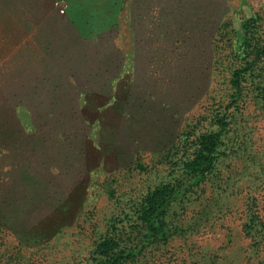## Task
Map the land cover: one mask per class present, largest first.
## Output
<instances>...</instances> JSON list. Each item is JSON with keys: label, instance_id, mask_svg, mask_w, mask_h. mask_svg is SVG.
Listing matches in <instances>:
<instances>
[{"label": "rangeland", "instance_id": "rangeland-1", "mask_svg": "<svg viewBox=\"0 0 264 264\" xmlns=\"http://www.w3.org/2000/svg\"><path fill=\"white\" fill-rule=\"evenodd\" d=\"M253 13L264 28V0H0V264H86L177 175L181 134L229 102ZM232 112L216 170L172 207L180 229L137 264L264 261L247 225L264 220V103Z\"/></svg>", "mask_w": 264, "mask_h": 264}, {"label": "trees", "instance_id": "trees-1", "mask_svg": "<svg viewBox=\"0 0 264 264\" xmlns=\"http://www.w3.org/2000/svg\"><path fill=\"white\" fill-rule=\"evenodd\" d=\"M261 22L262 16L253 13L246 18L244 25L233 27L239 37L237 49H234V39L229 44L234 50L229 70V102L211 114L214 127L199 132L184 131L181 134V144L173 147V153L181 152L180 160H172L179 173L171 180L150 187L135 203L134 215L124 226L113 222L95 242L86 264H137L148 247L166 244L178 232L180 228L175 226L170 215L172 207L189 188L201 185L216 170L224 137L231 128L232 108H237L248 92L264 103V28ZM226 25L222 23L219 30ZM220 57L215 59V63L220 62ZM108 192L114 195L113 188L108 187ZM247 225L254 228V239L260 245L264 240L262 216L257 212L251 213Z\"/></svg>", "mask_w": 264, "mask_h": 264}]
</instances>
